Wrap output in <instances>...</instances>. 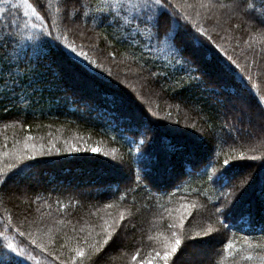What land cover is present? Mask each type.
Here are the masks:
<instances>
[{
	"label": "trees",
	"instance_id": "1",
	"mask_svg": "<svg viewBox=\"0 0 264 264\" xmlns=\"http://www.w3.org/2000/svg\"><path fill=\"white\" fill-rule=\"evenodd\" d=\"M180 2L203 41L178 56L165 28L157 38L137 27L126 0H28L31 19L19 1L0 0V44L14 60L18 51L29 63L28 37L41 27L60 44L31 59L23 92L7 73L0 83V168L9 172L26 142L61 149L13 168L0 186V244L19 246V264H163L155 254L177 238L169 264L194 244L208 247L207 264H264V0H245L244 11L234 0ZM155 14L170 16L160 5ZM145 126L154 135L142 136ZM121 216L115 241L92 248Z\"/></svg>",
	"mask_w": 264,
	"mask_h": 264
},
{
	"label": "snow or ice",
	"instance_id": "2",
	"mask_svg": "<svg viewBox=\"0 0 264 264\" xmlns=\"http://www.w3.org/2000/svg\"><path fill=\"white\" fill-rule=\"evenodd\" d=\"M128 4L131 5L132 9L137 13L134 19L137 20V27L144 26L146 28H151L155 30V34L157 38L160 36V29L165 28L164 36H165V44L168 45L169 49L176 55H181L184 52L185 43L190 44H200L203 41V36L200 33V29H196L195 32L192 31V25L188 23L190 17L188 15H183L182 12L187 8L191 7V5L182 4L180 0H136L135 3H132V0H126ZM245 0H234V8L238 11H244ZM23 3L32 8V5L28 3V0H23ZM39 3V0H38ZM155 5V7H153ZM160 5L165 9L169 10L170 16H159L155 14L156 7ZM15 7V6H14ZM247 7L252 8L253 5L249 4ZM35 12V9H33ZM255 11V8H253ZM264 16V3H261V13ZM178 17V21L173 23V20ZM184 21L181 23V21ZM127 22V21H126ZM194 24V22H193ZM11 25H9V28ZM33 27H37L33 25ZM189 28L191 31L185 34V29ZM51 37V38H49ZM5 41H13L15 40V36L9 33L5 36ZM28 39L31 41L29 47L32 49L31 58L29 59L28 64H23L21 62L20 53L16 52V59L14 60L11 56L8 55L6 51H4V45L0 44V83L4 82L5 76L7 73V79L12 82L14 88H19L21 92L24 91L21 88V82L23 79L32 71L35 70V65L31 63V59L40 58L47 59L51 53V50L55 47H60L58 42V38L51 35V32H45L41 27L40 30L34 34H32ZM11 47V44L8 45ZM74 51V49H73ZM26 55V54H25ZM231 60V57H229ZM190 63V61H189ZM191 71H199L198 67H193ZM193 79L199 80V77H193ZM153 115H155L153 113ZM149 134L154 135L152 133V129L150 127L145 126L144 130L141 132V135L144 137H148ZM30 139V138H29ZM67 145V151H79V147L70 143L65 142ZM146 143H150L149 139H144L141 141V149L138 150L142 155L143 145ZM165 150L167 152H175L176 146L170 143L165 145ZM55 151L59 153L61 149L57 147L55 143H49L47 149L44 144H36V143H25L22 149H16L12 153L14 157L15 163L7 165L9 172L13 168L21 169L22 166L25 165V161H34L37 160L38 157L43 156L45 154L51 153ZM91 152H99L100 149L93 146L88 149ZM6 155V153L0 152V156ZM252 159H256L252 157ZM230 160L225 159L223 161L224 165H229ZM207 164L203 167L206 170ZM9 172H5L3 168H0V186L3 183H6L9 178ZM217 176L209 177L210 180L215 182L217 180ZM141 179H146L145 177H141ZM235 187V185H233ZM231 193H225V207L222 209H217L218 213L224 214V212L230 208L231 204L228 203V197ZM183 213L180 217V224L182 225L187 216L191 215L190 206H183ZM124 219L123 216L120 217V220H114L111 224H105L103 229V242L100 244L98 242L97 245H93L92 248H95L97 251H100L102 247L107 246L110 242H114L116 235H118L119 227H121L120 221ZM209 233L213 231L212 228L207 230ZM207 234V233H206ZM35 243V241H33ZM182 241L181 239H175L174 243L170 244L166 250L161 254L157 252L156 258L163 261V264H169V259L177 252L180 247ZM230 245H226L228 247ZM24 255L23 252L19 249L18 245H14L12 243H8L6 245L0 244V264H19L17 257ZM85 255L82 249H77V256L83 257ZM137 256H133V260H136ZM141 264H153L152 259H145L141 261Z\"/></svg>",
	"mask_w": 264,
	"mask_h": 264
},
{
	"label": "rangeland",
	"instance_id": "3",
	"mask_svg": "<svg viewBox=\"0 0 264 264\" xmlns=\"http://www.w3.org/2000/svg\"><path fill=\"white\" fill-rule=\"evenodd\" d=\"M21 4L24 14L26 15L27 19L35 18V15L33 11L27 7L24 3L23 0H17ZM71 16V15H70ZM248 116H242V120L245 125V132H248L250 130H254V127L251 126V120L248 118ZM250 128V129H249ZM252 140V139H250ZM122 244L124 245L125 241L128 240V237H122ZM109 255V254H107ZM124 256V254H121ZM208 255H209V249L207 246L204 245H199V244H194L193 247L188 248L184 254L181 256L180 260L178 261V264H207L208 262ZM111 256H108V258ZM125 257V256H124Z\"/></svg>",
	"mask_w": 264,
	"mask_h": 264
}]
</instances>
